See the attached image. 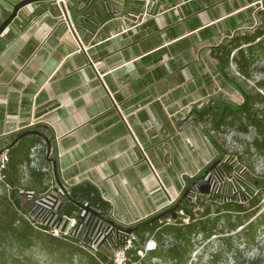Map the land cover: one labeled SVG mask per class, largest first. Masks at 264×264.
<instances>
[{
	"label": "crops",
	"instance_id": "0c3cea01",
	"mask_svg": "<svg viewBox=\"0 0 264 264\" xmlns=\"http://www.w3.org/2000/svg\"><path fill=\"white\" fill-rule=\"evenodd\" d=\"M17 1L0 0V19ZM64 1L63 13L26 6L0 37V146L47 133L65 188L92 184L108 217L131 227L221 158L203 114L214 106L218 118L232 89L215 48L250 29L260 0H95L102 19L86 37L67 6L80 0Z\"/></svg>",
	"mask_w": 264,
	"mask_h": 264
},
{
	"label": "trees",
	"instance_id": "16d2710c",
	"mask_svg": "<svg viewBox=\"0 0 264 264\" xmlns=\"http://www.w3.org/2000/svg\"><path fill=\"white\" fill-rule=\"evenodd\" d=\"M38 3L44 5L47 3L50 9L56 8L54 1H40ZM67 6L73 9L72 17L75 19L76 32L82 35V37H86L92 33L93 23L97 24L101 22L102 18L99 19L91 13L92 9L97 8L95 0H80L79 6L77 4H67ZM12 7L13 4L10 10ZM249 9L250 11L257 9L254 15L251 14L249 16L248 25L250 29L227 33L224 43L215 48V57L220 63L221 68L224 69V83L226 84L230 83L229 80L233 81L228 77V69L231 64H234L236 70L243 76L249 77L251 68L254 67L258 57L263 53L264 0L256 2ZM9 13L10 11L4 13L0 22ZM104 17H109V14ZM238 17L241 18V16ZM207 30V28L201 29V35L205 36ZM234 85L237 93L241 95L240 102L233 104L224 101L218 118L214 116V106L204 110V115H211L209 130L221 133L224 132V126H235L241 131H247L248 127H252L255 135L252 141L245 146L244 153H248L249 145H253L259 153H263L264 116L259 117L257 111L253 109L255 100L260 94L257 93V97H253V95L239 87L236 83ZM25 130L18 131L11 138V141ZM45 134L47 135V133ZM36 145L43 146L44 154L38 167H31L29 165L31 162L30 150ZM223 152L224 149H222ZM45 153L46 144L42 138L36 135L24 136L9 147V159L3 174L4 180L10 189L8 194L6 192L0 194V263L7 248H15L19 252H22L37 246L46 253L54 254L56 252L59 257H66L69 264H73V260H76L77 264H114L112 252H109L107 249L112 248L111 242L99 244L94 249L90 246V240L85 235H83L82 239L74 236V233L70 231L65 234L58 233L55 235L51 231L52 222L48 223V219L53 214L51 209L38 204L36 201L34 202V200L32 202L33 205L26 208L25 203L29 202L31 198L29 196L38 198L39 195L48 189V185H45V180L50 174V165ZM50 156L55 159L52 153ZM241 157L239 156V158ZM234 162H224L221 159L214 167L216 175L220 177L232 176L231 173L233 172L234 178L240 181L243 180L234 172L236 168L239 171L243 166L240 165L234 169ZM23 169H26L27 182H23ZM196 179H199V177H196L194 181ZM192 183L193 181L187 187H190ZM243 184L244 186L242 187L245 192L247 191L251 197L246 196L239 201L232 198H219L212 194H198L197 201L194 203L188 196L179 203L177 210L181 209L183 215L179 218L176 217L175 221L166 223V215L161 218V221L148 223L146 222L147 219L131 226L134 229L132 233L127 235L132 237V247L126 252L127 259L125 264H160V261H168L171 264H186L198 235L201 236L202 240H205L211 236L216 237L219 232L232 231L239 228L240 232H237V238L245 236L248 238L247 240H253V234L258 224L264 223V215L250 219L256 212V205L261 196H264V175H262L256 187L247 182H243ZM254 189L259 190L257 195L253 196ZM67 191L72 200L90 204L92 207L100 210L105 216H108L109 205L100 197L98 190L92 184L88 182L79 183L70 186ZM179 200L180 198L176 204ZM207 201L211 203H207ZM59 202L60 206L54 211L56 216L69 218H78L80 216V208L69 201L64 195H61ZM213 205H215V208L212 210ZM196 206H201L202 209L193 212V208ZM183 217L188 218L187 222H184ZM221 219H224V228L218 227ZM131 227L123 228L128 229ZM121 232L125 233V230ZM165 236L172 239L171 244L167 247H164ZM217 238L230 246L232 237L220 234ZM148 239H153L155 246L144 250V253L140 255L138 252L140 250L143 252V245ZM111 240L115 242L117 238L114 237ZM218 254L217 252L210 253L211 258H213L212 261L216 260Z\"/></svg>",
	"mask_w": 264,
	"mask_h": 264
},
{
	"label": "rangeland",
	"instance_id": "374dc122",
	"mask_svg": "<svg viewBox=\"0 0 264 264\" xmlns=\"http://www.w3.org/2000/svg\"><path fill=\"white\" fill-rule=\"evenodd\" d=\"M262 52L264 53V47ZM261 53L258 60L255 62L254 67L251 68L250 76H243L236 70L234 64L230 65L228 69V77L233 81L229 80L230 87L232 88L228 91V94L224 95V100L237 104L241 101V95L237 93L235 89V83L248 91L253 97H257V93L260 94L259 97L256 98L253 109L257 111V114L260 116H264V54ZM216 136V139L221 142L223 145L224 152L221 156L224 162H232L235 161L234 169L237 166L241 167V170L234 171L241 179L238 180L233 177V172L231 175L226 177H220L219 175H213V185L216 186V190L213 188L210 189V193L212 195H216L219 198H228V199H237L241 200L244 197H251L245 192L243 182H247L256 187L260 182L262 175H264V151L263 153H259L258 150L253 146L249 145L248 153H244L245 146L248 145L252 139L254 138V129L252 127H248L247 131L238 130L235 126L229 127L224 126V132L221 133H213ZM41 148L36 153L35 167H38L41 157L43 156V146L40 145ZM239 156H242L239 158ZM217 160V159H216ZM24 170V180L23 182L28 181V176L26 173V169ZM214 174V173H213ZM200 177V176H199ZM52 177L49 176L45 180V185H50ZM1 190V189H0ZM259 189H254L252 193L253 196L257 195ZM2 192V191H1ZM3 193V192H2ZM208 194V195H209ZM34 196L30 199L29 202L25 203L26 208L33 205ZM207 203H211L207 201ZM257 208L255 214L250 218L254 217H262L264 215V196H261L259 202L257 203ZM215 208V205L212 206V210ZM198 209H202L201 206H196L193 208V212ZM234 215V214H233ZM259 215V216H258ZM182 216L181 214L177 217ZM169 217V215H167ZM233 218V217H232ZM184 222H187V217H183ZM233 220V219H232ZM224 219H221L218 227L224 228ZM86 226L82 225L79 230H77V225L71 228H68V232H73L74 236L79 239L83 238V231ZM237 232L239 228H236L232 231H223L217 233V236L220 234L230 236L231 244L228 246L227 244L221 242L217 236H211L208 239L202 240L201 236L198 235L196 237L195 245L193 246L192 251L190 252V258L186 264H264V223H259L255 232L253 240H247L248 238L245 236L237 238ZM112 239V238H111ZM172 242V239L168 236L164 237V247H167ZM92 243H90L91 246ZM120 244V241L111 240L112 248H107L109 252H113L114 249ZM155 246L153 239H148L143 245V252L140 250L141 255L144 253V250L151 249ZM98 245H94L92 248H97ZM230 247V248H228ZM140 248V247H139ZM142 248V246H141ZM228 248V249H227ZM207 249L206 251H204ZM219 253L216 260L211 258L210 253ZM58 253L49 254L41 250L39 247L34 246L30 249L19 252L15 248H7L4 251L2 260L0 264H69L66 257L61 258L57 255ZM15 259V260H13ZM156 261V260H155ZM73 264H77L76 260H73ZM160 264H171L168 261H160Z\"/></svg>",
	"mask_w": 264,
	"mask_h": 264
},
{
	"label": "water",
	"instance_id": "95a60500",
	"mask_svg": "<svg viewBox=\"0 0 264 264\" xmlns=\"http://www.w3.org/2000/svg\"><path fill=\"white\" fill-rule=\"evenodd\" d=\"M40 1H55V0H18L16 3H14L10 13L0 22V37L5 33L8 26L11 24V22L17 17L18 12L25 8L26 6L33 4L35 2ZM61 1V0H60ZM27 135H36L44 141L46 144V159L51 164L52 173L54 177L55 185L52 187L53 193H51V196L55 198L53 201L54 204H56L57 200L59 199V196L64 195L69 201L76 204L81 212L79 219L77 220L78 223H84L86 226V234H92L94 231L96 232H104V231H115L116 233L122 230H125L126 234L132 233L134 227L124 229L122 226L116 224L114 221H112L108 216H105L100 210L92 207L90 204L74 201L71 199V197L68 194L67 189L65 186L61 183L59 177H58V171H57V164L55 159H53L50 154L52 151L51 147V141L49 137L42 132L41 130L37 128L27 129L20 134H18L10 144H8L6 147L9 148L10 146L14 145L17 140L20 138L27 136ZM221 158H218L215 160L199 177V179H196L190 187H187L184 192L182 193L180 200L177 204L173 205L172 207L168 208L167 210L158 213L157 215L149 218L146 222L153 223L155 221L160 220L166 215H169L171 218L175 219L177 217V208L179 203L186 197L189 196L191 189L197 188L198 192L200 194L208 195L210 193V189L213 186V174L214 173V167L220 162ZM38 204L45 206L49 209L53 208L54 205H47L43 200L38 199ZM60 206V202L57 205V208ZM56 208V209H57ZM55 213V212H53ZM60 218V217H59ZM69 222V219H65V222L61 228V231H64L67 223Z\"/></svg>",
	"mask_w": 264,
	"mask_h": 264
},
{
	"label": "built area",
	"instance_id": "2783aa9c",
	"mask_svg": "<svg viewBox=\"0 0 264 264\" xmlns=\"http://www.w3.org/2000/svg\"><path fill=\"white\" fill-rule=\"evenodd\" d=\"M56 7L58 8V10L63 13V8H64V0H55L54 1ZM41 148L40 145H36L34 147L31 148L30 150V158H31V162H30V166L31 167H35V160H36V153L38 152V150ZM8 150L9 148H7L6 146L0 147V194L2 192H6L7 194L9 193V185L5 182L4 180V170L6 169L7 163H8ZM25 168V167H24ZM211 188H213V190H216V186L213 185ZM2 191V192H1ZM51 193H53V191L51 190V188L47 189L44 193H42L41 195H39V197L36 199V202L38 203V199L43 200L47 205H54L53 208H51V210L54 212L55 209L57 208V205L59 203V199L57 200L56 204L53 203V201L55 200L54 197L51 196ZM198 194H200L197 190V188H193L190 191L189 194V199L192 202H196L197 198H198ZM32 197V196H29ZM177 214L178 215H183V211L181 209L177 210ZM55 213L52 214V216L48 219V223L52 222L51 227H52V232L53 234L57 235L58 233H67L68 232V228H71L72 226L77 225V230L80 229V227L82 225H84V223H78L77 220L78 218H69V217H65V216H60V218L58 216H56ZM65 219H69V222L67 223L64 231H61V228L65 222ZM166 223H170L175 221V219L169 217H166ZM184 220V219H183ZM161 221V219L159 220ZM84 235L86 237H88V239L90 240L91 247H94V245H99V244H103V243H108L111 242V238H117L118 241H120V244L114 249V251L112 252V258H113V263L114 264H125L126 259H127V250L132 247V237L128 236L126 233H123L121 231L119 232H110V231H104V232H96L94 231L92 234H86V228L83 231ZM96 249V248H94ZM140 255V251L138 252Z\"/></svg>",
	"mask_w": 264,
	"mask_h": 264
},
{
	"label": "flooded vegetation",
	"instance_id": "af4514ba",
	"mask_svg": "<svg viewBox=\"0 0 264 264\" xmlns=\"http://www.w3.org/2000/svg\"><path fill=\"white\" fill-rule=\"evenodd\" d=\"M214 174L216 175L215 171H214Z\"/></svg>",
	"mask_w": 264,
	"mask_h": 264
}]
</instances>
